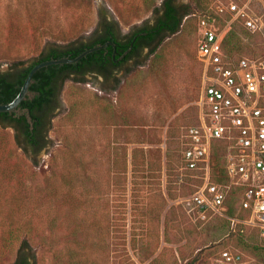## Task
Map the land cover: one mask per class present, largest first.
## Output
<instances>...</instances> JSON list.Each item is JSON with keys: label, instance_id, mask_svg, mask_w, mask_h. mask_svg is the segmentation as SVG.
Instances as JSON below:
<instances>
[{"label": "rangeland", "instance_id": "obj_1", "mask_svg": "<svg viewBox=\"0 0 264 264\" xmlns=\"http://www.w3.org/2000/svg\"><path fill=\"white\" fill-rule=\"evenodd\" d=\"M229 1L250 3L258 29L240 41L264 58V0H176L191 14L154 53L122 66L116 90L113 79L91 74L64 82L38 154L24 153L0 127V264L14 262L24 239L34 264H208L225 245L254 258L183 202L200 184L181 161L200 109L197 16ZM161 2L0 0V73L16 61L31 64L80 25L85 40L99 10L127 35L153 24Z\"/></svg>", "mask_w": 264, "mask_h": 264}, {"label": "built area", "instance_id": "obj_2", "mask_svg": "<svg viewBox=\"0 0 264 264\" xmlns=\"http://www.w3.org/2000/svg\"><path fill=\"white\" fill-rule=\"evenodd\" d=\"M235 22L257 31L249 2H219L197 16L200 109L197 124L185 130L181 161L185 170L200 176V184L183 202L201 223L222 217L229 233L254 232L256 246L264 251V58L227 52L224 33ZM216 145L225 150L223 184L212 181ZM208 264L264 263L226 247Z\"/></svg>", "mask_w": 264, "mask_h": 264}, {"label": "trees", "instance_id": "obj_3", "mask_svg": "<svg viewBox=\"0 0 264 264\" xmlns=\"http://www.w3.org/2000/svg\"><path fill=\"white\" fill-rule=\"evenodd\" d=\"M175 2L176 0H162L161 4L154 9V13L159 14L155 18L154 23L139 27L130 36L125 35L128 38L126 42H123L122 37L119 36L121 34H116L120 33L118 24L113 19H109L108 12L104 9V11H97L96 25L92 32L85 37V40L79 37L80 33L78 34V31L82 28V25H80V27L71 33V37L74 36L73 38H70L65 43H58L48 50L41 51L40 55L31 64L24 66L23 61L11 63L6 72L3 74L0 73V104L9 103L15 98L29 71L36 64L62 57L72 59L83 51L102 45L108 41L112 42L115 46L109 45L104 49L89 53L75 64L50 65L38 70L34 74L33 83L29 87L33 97L22 101L18 107L21 110L28 109L31 124L28 123L25 113L19 117H13L14 113L5 112L0 113V127L8 126L2 125L1 122L3 121L10 124L14 130V141L23 152L27 153V150L30 149L34 155L38 154L47 145V133L50 120L54 111L58 108L59 92L64 82L67 80L85 82V76L91 74L94 76H102L106 81L113 79L115 84L112 90H116L120 82L119 78L114 76V72L120 70L125 63L136 56L134 54L138 42L146 39L148 55L154 53L156 47L162 40L169 35L177 33L182 25L183 19L191 14V7L189 5L178 6ZM235 2L240 4L245 3ZM211 10V7L206 6L203 13H210ZM219 26L222 27L223 24ZM241 34L247 35L248 33L246 34V28L240 22L233 23L225 30L223 42L229 54L249 55V53L244 52L245 48L240 41ZM131 45V50L122 59L118 60ZM224 156L225 150L220 145H216L213 149L212 181L218 184L227 182L224 169ZM194 191L190 192L188 196ZM1 196L3 197L4 195L2 194ZM232 202L235 203L233 207H237V201L233 200ZM229 214H234L232 207L229 209ZM214 221H217V225L226 229L225 235L227 238H233L236 243L243 245L245 251L249 250L254 255V259L257 260L260 255H264V251L256 246L257 239L254 232L244 230L243 232L237 231V233H229V222L227 219L218 217L210 222ZM249 239L250 242H248ZM27 240L24 239L22 241L23 244L12 264H18L31 258L28 253L22 251L24 246L30 248L29 240L28 242ZM226 247L238 249L235 245H225L222 248ZM32 257L34 258V255Z\"/></svg>", "mask_w": 264, "mask_h": 264}, {"label": "water", "instance_id": "obj_4", "mask_svg": "<svg viewBox=\"0 0 264 264\" xmlns=\"http://www.w3.org/2000/svg\"><path fill=\"white\" fill-rule=\"evenodd\" d=\"M114 46V44L110 41L99 45V46H95L92 47L90 49H87L85 51H83L81 54H79L77 57L75 58H67V57H62L60 59H54V60H48V61H44L41 63L36 64L28 73L24 83L21 86L20 91L18 92V94L15 96V98L10 101L9 103L6 104H0V113H5V112H15L18 114H24L26 116V119L28 121L29 124H31V119L29 116V112L28 109H24L22 112L18 111V107L20 105V103L24 100H26L27 98H32L33 94L32 92H30L29 87L30 85L33 83V76L34 74L40 70L41 68L50 66V65H63V64H75L77 63L79 60H81L82 58H84L85 56H87L89 53H92L94 51H98L101 49L106 48L107 46Z\"/></svg>", "mask_w": 264, "mask_h": 264}, {"label": "flooded vegetation", "instance_id": "obj_5", "mask_svg": "<svg viewBox=\"0 0 264 264\" xmlns=\"http://www.w3.org/2000/svg\"><path fill=\"white\" fill-rule=\"evenodd\" d=\"M136 32V30L135 31H132L130 34H133V33H135ZM117 35L118 34H120V33H116ZM130 34H127V36L129 35L130 36ZM119 36H121L122 37V40H123V42H126L127 41V36H125V35H123V34H121V35H119ZM131 47H132V45L126 50V51H124V53L118 58V60H120V59H122V57L123 56H125L130 50H131ZM144 51H148V47L146 46V39H144V40H140L139 42H138V46H137V48H136V51H135V54L134 55H136V56H134V58H137V57H139ZM8 70V69H7ZM6 72V71H5ZM118 72H119V70H117V71H115L114 72V74L116 75V74H118ZM4 72H1V74H3ZM114 75V76H115ZM102 77V76H101ZM24 109H19L18 108V111L19 112H22ZM12 113H14L13 114V117H19L20 115H22V114H18V113H15V112H12ZM8 121V120H7ZM1 124L2 125H8V126H5L6 128H9V129H11L12 131H14L13 130V128H12V126L10 125V124H7V122H1ZM18 264H34L33 262H32V259L31 258H29V259H26L25 261H22V262H19Z\"/></svg>", "mask_w": 264, "mask_h": 264}]
</instances>
